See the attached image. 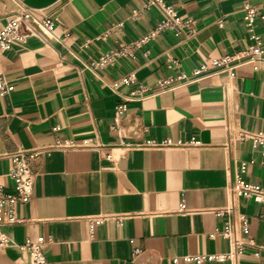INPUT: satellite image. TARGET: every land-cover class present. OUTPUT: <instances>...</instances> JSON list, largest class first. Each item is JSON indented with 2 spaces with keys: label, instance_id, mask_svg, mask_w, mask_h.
Wrapping results in <instances>:
<instances>
[{
  "label": "crops",
  "instance_id": "0c3cea01",
  "mask_svg": "<svg viewBox=\"0 0 264 264\" xmlns=\"http://www.w3.org/2000/svg\"><path fill=\"white\" fill-rule=\"evenodd\" d=\"M165 2L190 26L92 67L154 31L159 12L143 11L146 0H0V30L22 4L57 35L0 56L14 87L0 97V185L11 192L19 150L77 145L33 162V198L16 206L22 222L3 227L11 243L0 264H30L19 246L39 237L50 264H264V204L230 190L237 177L264 187V147L241 138L264 137V61L197 73L254 45L252 35L264 48V22L250 33L244 20L248 6L263 14L264 0ZM139 89L147 96L132 99ZM228 205L235 234L244 215L254 246L238 260L202 259L231 250L211 236L224 225L213 211ZM100 215L127 217L91 232Z\"/></svg>",
  "mask_w": 264,
  "mask_h": 264
},
{
  "label": "built area",
  "instance_id": "2783aa9c",
  "mask_svg": "<svg viewBox=\"0 0 264 264\" xmlns=\"http://www.w3.org/2000/svg\"><path fill=\"white\" fill-rule=\"evenodd\" d=\"M155 9L161 15V21L156 29L139 41L129 45L121 46L118 51H110L102 56L97 62L92 64V67L107 66L112 64L119 56L123 54H131L134 50L142 48L144 44L156 38L159 34L165 31H179L188 26L191 22H183L177 17L175 9L169 6L165 0H146L143 11ZM143 11L135 10L132 14L133 19H139ZM246 25L250 33L254 32V26L258 20L264 22V12L259 15L254 7L248 6L244 17ZM35 38L41 41H47L52 38H57L55 33V24L49 17H38L37 10L26 5H17V10L9 18L7 24L0 30V56L12 51L18 42L26 43L29 39ZM255 44L247 49L238 52L234 55L226 56L217 60H208L206 66L202 67L197 73H201L208 67L212 68H233V64H254L257 61H264V48L260 37L252 35ZM181 79V78H179ZM134 81V75L126 77L123 82L130 85ZM174 80H167L162 87L170 86ZM14 90L4 72L0 69V97L9 95ZM147 96L144 89H139L132 93V99H143ZM241 138H252L256 144H261L264 147V137L242 133ZM77 145L73 141L58 140L48 147L36 148L31 150H19L13 156V170L9 177L13 182V188L10 191L6 190L4 185H0V249L7 248L11 240L4 232V226H11L22 222L16 214V206L26 204L31 201L35 188V176L32 171V164L40 155H50L56 150H67L75 148ZM247 163L243 162L240 165L239 172L244 174L247 169ZM230 190L238 197L251 199L257 203L264 204V187L256 184H250L241 177H237L235 184ZM182 211L186 212L183 205ZM213 213L224 221L223 227L212 234V237H221L227 240L231 250L227 254L206 256L202 259L208 260H238L243 255L247 248L254 246V241L249 236V223L244 215L239 216V226L241 235L235 234V223L233 221L234 208L225 206L214 210ZM127 216H107L100 215L89 218L91 232L94 231L96 225L102 224L107 220H115L119 224ZM45 239L39 237L36 240H27L25 244L19 246L22 250H27L30 255V264H50L46 258L44 247Z\"/></svg>",
  "mask_w": 264,
  "mask_h": 264
}]
</instances>
